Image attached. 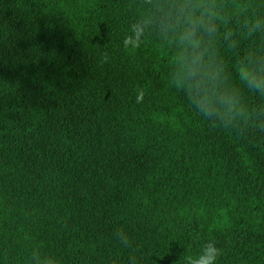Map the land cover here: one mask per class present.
Here are the masks:
<instances>
[{
	"label": "trees",
	"instance_id": "16d2710c",
	"mask_svg": "<svg viewBox=\"0 0 264 264\" xmlns=\"http://www.w3.org/2000/svg\"><path fill=\"white\" fill-rule=\"evenodd\" d=\"M0 264H264V0H0Z\"/></svg>",
	"mask_w": 264,
	"mask_h": 264
}]
</instances>
